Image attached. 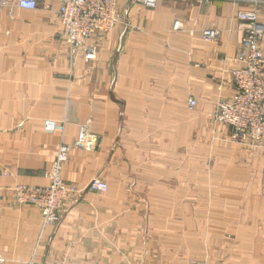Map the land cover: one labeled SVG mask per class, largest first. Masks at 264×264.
Wrapping results in <instances>:
<instances>
[{
  "label": "crops",
  "instance_id": "1",
  "mask_svg": "<svg viewBox=\"0 0 264 264\" xmlns=\"http://www.w3.org/2000/svg\"><path fill=\"white\" fill-rule=\"evenodd\" d=\"M16 1L0 0L3 264H28L31 259L50 264H191L194 163L171 158L179 148L171 134L162 135L161 121L189 120L192 128L190 110L198 103L213 116L217 102L231 97V69L241 66L237 57L245 29L237 13L254 5L235 0H159L155 7L128 3V27L120 24L93 35L90 42L98 55L85 61L81 53L71 54L62 38L59 0H40L35 10L21 9ZM260 7L264 25V5ZM178 20L181 28L175 27ZM204 29H218L222 35L205 39ZM190 98L197 100L192 109ZM128 120L138 121L137 128ZM140 121H153V130L144 132ZM86 122L97 143L92 150L74 145ZM61 143L73 146L64 180L85 191L77 200L70 196L58 225L43 227L41 211L19 204L13 188L47 184L45 170ZM146 150L159 154L129 159ZM181 150L188 153V144ZM259 152L251 153L253 159L246 163L248 176L209 179L206 190L225 203L211 213L219 216L212 230L231 222L236 259L249 248V262L264 264V170L259 166L264 159L259 155L264 156ZM95 176L106 180V192L87 189ZM142 201L150 205L148 223L142 220Z\"/></svg>",
  "mask_w": 264,
  "mask_h": 264
},
{
  "label": "built area",
  "instance_id": "2",
  "mask_svg": "<svg viewBox=\"0 0 264 264\" xmlns=\"http://www.w3.org/2000/svg\"><path fill=\"white\" fill-rule=\"evenodd\" d=\"M8 4L9 0H1ZM58 20L62 27V38L71 54L81 53L85 61L97 58V46L90 42L96 33H107L118 25L128 27L130 7L128 3H139L146 7H155L159 0H59ZM204 1V0H198ZM253 4L252 9H243L237 18L244 22L245 29L241 38V49L237 60L241 66L231 69L234 92L231 97L221 99L216 104L213 114L216 121L231 129L232 141L254 150L264 152V25L260 21V5L264 0H235ZM40 0H17L21 9L35 10ZM125 3V4H123ZM178 20L176 28H181ZM205 39L219 40L222 32L218 29H206ZM197 100L189 99L191 108ZM95 136L91 135L87 124L81 126L74 143L77 147L93 149L96 146ZM61 143L55 158L45 172L47 184H19L14 188L15 199L19 204L37 207L43 216L44 227L58 225L61 222L60 209L63 200L75 187L68 185L63 177V165L69 159L71 148ZM93 192H106V180L95 177L87 185ZM0 254V264L4 263ZM28 264H50L31 259ZM63 264V263H60Z\"/></svg>",
  "mask_w": 264,
  "mask_h": 264
},
{
  "label": "rangeland",
  "instance_id": "3",
  "mask_svg": "<svg viewBox=\"0 0 264 264\" xmlns=\"http://www.w3.org/2000/svg\"><path fill=\"white\" fill-rule=\"evenodd\" d=\"M205 30L206 29H204V31ZM180 90H182V88H180L179 91ZM197 106L194 110H190L193 115L192 128L190 127L189 120L180 121L176 119L175 120L166 119L161 121L162 135L165 136L167 134H171L175 140V143L178 145L177 147L179 148L177 149L176 153L171 154V158L177 157L178 161H182L185 159L193 160L194 163L193 165L194 178H195V193H194V201H193L194 256L193 258H191V264H203V263L204 264H256L249 262L248 256L251 254L249 248L244 250L241 259H238L239 261L236 259L238 255V251L235 246L236 234L233 230V226L231 222L226 223L225 227L223 225L221 229H216V231L212 230V228H214L215 225H218L219 216L216 215L213 216L211 213H213V211L216 209H221L225 207V203L221 200H218L217 195L214 196V194L212 193L210 194L206 190V186L207 189L210 186V184H207V181L209 179L210 182H213L216 181L218 178L222 179L224 175L229 176L233 174H238L242 176H248L250 170L246 163H248V161L250 162V159H253L252 157L253 152L258 150H254L251 147L243 146L232 141L230 136L231 129L225 124L216 121L214 116H212L211 112L205 113L204 112L205 109H203L204 107L202 105H199L201 108ZM151 107H153V105H151ZM179 112H181L180 106H179ZM210 113L211 116H209ZM128 122L135 126L134 129L137 128L138 121L128 120ZM153 123H154L153 121H146L144 123L140 121L139 127L144 132H149L153 130ZM83 124H87L90 127L89 122ZM146 124H149V127H146ZM176 124H178V126H176ZM127 126L130 129V125L128 123ZM164 127L166 129H163ZM90 133L91 135H93L91 130ZM186 144H188V150H189L188 153H185L184 150H181L182 147H185ZM95 147L93 149H95ZM87 150H92V149H87ZM259 153H261V155L264 156V152H259ZM147 154H152L149 155V157H151L154 154H159V152H148L147 150L139 151V153L131 154L129 156V159L133 161H137L139 159L143 160L146 158L145 155ZM259 158L264 159L260 155ZM65 163L63 165V171H64ZM235 164L236 165L240 164L242 166V169L234 168ZM259 166L263 167L264 170V160L259 161ZM62 177H63V172H62ZM95 177H99V176H95ZM19 184H24V183H19ZM67 184L70 185L71 187H75L76 191H71L63 200L60 209L61 220H62L61 210L69 202H71L70 196L75 197L74 200H77V197L79 198L80 194H82L83 191H85L84 190L85 188H81L70 183ZM142 203L143 205H145V207L143 208H145L146 211L142 217V220L144 223H148L147 220L149 216L147 210H149L150 205L147 201L145 202L142 201ZM43 227H44V221H43ZM205 227H207L206 231H201Z\"/></svg>",
  "mask_w": 264,
  "mask_h": 264
}]
</instances>
